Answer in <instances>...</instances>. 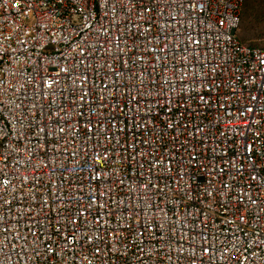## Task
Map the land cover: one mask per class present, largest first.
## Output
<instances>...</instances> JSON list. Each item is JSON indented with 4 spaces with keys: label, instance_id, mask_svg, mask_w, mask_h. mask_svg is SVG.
<instances>
[{
    "label": "built area",
    "instance_id": "built-area-1",
    "mask_svg": "<svg viewBox=\"0 0 264 264\" xmlns=\"http://www.w3.org/2000/svg\"><path fill=\"white\" fill-rule=\"evenodd\" d=\"M245 2L0 0V264H264Z\"/></svg>",
    "mask_w": 264,
    "mask_h": 264
},
{
    "label": "rangeland",
    "instance_id": "rangeland-1",
    "mask_svg": "<svg viewBox=\"0 0 264 264\" xmlns=\"http://www.w3.org/2000/svg\"><path fill=\"white\" fill-rule=\"evenodd\" d=\"M241 12V24L238 38L249 46L264 47V9H256L248 17H243Z\"/></svg>",
    "mask_w": 264,
    "mask_h": 264
},
{
    "label": "trees",
    "instance_id": "trees-1",
    "mask_svg": "<svg viewBox=\"0 0 264 264\" xmlns=\"http://www.w3.org/2000/svg\"><path fill=\"white\" fill-rule=\"evenodd\" d=\"M256 9H264V0H246L244 7L242 9V12L244 11L243 17L245 18L248 17Z\"/></svg>",
    "mask_w": 264,
    "mask_h": 264
}]
</instances>
